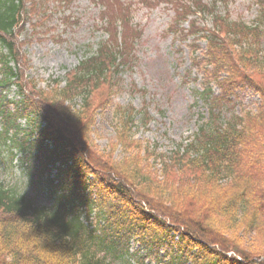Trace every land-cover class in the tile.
<instances>
[{
  "label": "trees",
  "instance_id": "obj_1",
  "mask_svg": "<svg viewBox=\"0 0 264 264\" xmlns=\"http://www.w3.org/2000/svg\"><path fill=\"white\" fill-rule=\"evenodd\" d=\"M51 1L0 0V140L35 171L55 170L60 192L50 209L0 185V264H264V0H254L253 24L218 14L216 2L145 0L170 6L171 32L191 38L190 66L203 79L208 107L197 132L168 154L133 140L130 110L119 111L108 152L91 138L140 36L127 0H95L107 40L66 73L63 86L54 80L41 89L26 78L25 26L34 35L52 21L63 5L53 10ZM185 23L187 29L177 27ZM12 88L18 100L9 98ZM248 90L261 97L255 111L221 118L230 97ZM118 148L123 156L116 161ZM149 159L161 164L162 179ZM171 233L179 234L176 242ZM247 234L252 247L242 241Z\"/></svg>",
  "mask_w": 264,
  "mask_h": 264
},
{
  "label": "rangeland",
  "instance_id": "obj_2",
  "mask_svg": "<svg viewBox=\"0 0 264 264\" xmlns=\"http://www.w3.org/2000/svg\"><path fill=\"white\" fill-rule=\"evenodd\" d=\"M127 1L133 5L132 25L140 32V36L134 43L133 52L113 81L107 111L97 112L91 138L100 153L108 152L115 140L119 111L130 110L134 120L133 140L142 142V146L149 150L156 147L158 152L168 154L178 144H185L209 117L208 107L201 96L203 79L196 76L190 66L188 45L191 44V38L183 39L179 32L177 35L171 32L174 15L170 6L160 4L149 7L145 0ZM203 2H216L217 13H228L232 21L253 24L259 15L254 0ZM48 5L53 10L63 5V9L52 16V21L47 20L49 23L43 22L47 28L43 25L34 35H31L32 30L26 25V37L29 41L22 47L27 60L26 78L33 79L36 87L41 89L54 80H59L63 86L66 73L74 70L82 60L94 55L99 45L107 40V35L102 30L103 21L100 20L101 6L95 0H71L68 5L52 0ZM62 16H68L69 22L60 23L58 18ZM204 23L211 27V18L206 16ZM52 27H56L55 30ZM177 27L187 29V23ZM23 36L24 34L20 36V40ZM196 44L201 46V50L205 49V41L201 40ZM261 48L264 52V40ZM213 91L217 94L216 88ZM236 93L237 98L234 95L230 97L233 99L232 104L219 109L221 118L227 119L232 114L241 115L243 111H255L261 101L260 95L252 90ZM9 98L18 100L14 88L9 92ZM102 98L101 95L96 96L95 103ZM22 126L25 128L24 123ZM3 143L0 140V185L18 195L26 196L38 207L54 208L60 195L56 187V171H52L50 175L40 173L39 169L35 171L20 153L14 151L16 155L12 158L10 146ZM122 156L123 153L118 148L113 159L119 161ZM148 162L153 165L152 171L155 170L157 179H162L161 164L153 159ZM50 181L54 183L51 185ZM182 188V191L185 190ZM260 215L264 217V212ZM93 218L92 215L91 225L95 222ZM170 236L174 242L179 238L178 233H171ZM242 238L248 247L255 244L252 234ZM135 248L136 244L133 245V249ZM164 249L165 247L160 249V256L164 254ZM113 264L128 263L120 260Z\"/></svg>",
  "mask_w": 264,
  "mask_h": 264
}]
</instances>
